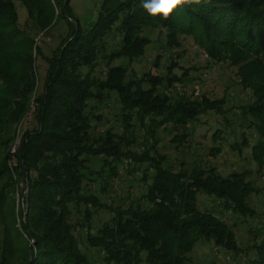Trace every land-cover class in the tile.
Here are the masks:
<instances>
[{
    "label": "trees",
    "instance_id": "trees-1",
    "mask_svg": "<svg viewBox=\"0 0 264 264\" xmlns=\"http://www.w3.org/2000/svg\"><path fill=\"white\" fill-rule=\"evenodd\" d=\"M68 1L0 0V264H191L186 254L198 242L242 251L220 214L255 215L248 203L253 187L244 172L224 177L213 168L175 172L150 156L155 141L145 144L140 154L124 151L135 142L133 119L152 137L167 125L171 130L185 127L205 109L223 113L224 98L202 95L200 101H191L159 91L187 76L185 70L180 76L172 73L176 67L172 60L163 76L148 72L126 76L127 65L144 55L151 42L142 34L144 29H163L165 50L179 47L180 36H190L209 59L235 67L239 83L251 91L253 100L241 107V114L257 132L251 155L262 166L264 0H200L176 7L167 17L150 12L145 5L152 0H101L94 23L83 28L68 15ZM15 2L26 9L25 27L38 33L31 35L20 27ZM56 20L63 21L67 31L44 57L39 44L43 40L34 39ZM113 34L118 42L108 51ZM36 53L47 62L37 95ZM117 59L127 63L113 64ZM100 63L105 72L98 77L93 70ZM83 67L88 71L82 73ZM33 93L35 126L24 133L15 163L10 164L16 124L28 111ZM108 93L119 100L122 133L107 129L94 136L91 121L101 120L94 113L95 103ZM172 141L182 143L184 134L176 133ZM240 145L247 141L231 147ZM123 158L145 165L138 169V180L145 181L152 170L150 183L135 202L112 207L93 192L86 193V181L116 177ZM19 183L23 187L17 191ZM99 189L104 191V186ZM16 191L26 208L16 205ZM200 192L217 200L220 209L199 210ZM100 208L110 211L111 217L95 232L87 231L85 241L97 254L92 259L79 247L72 218L78 214L81 224L90 228V218ZM257 234L260 239L248 247L254 253L248 264H264V220Z\"/></svg>",
    "mask_w": 264,
    "mask_h": 264
},
{
    "label": "rangeland",
    "instance_id": "rangeland-1",
    "mask_svg": "<svg viewBox=\"0 0 264 264\" xmlns=\"http://www.w3.org/2000/svg\"><path fill=\"white\" fill-rule=\"evenodd\" d=\"M100 1L69 0L68 15H71L81 28L91 25L95 21ZM15 6L18 14V24L20 27H25L26 9L20 2H15ZM25 28L30 31L31 35L37 32L29 26ZM66 31L65 23L56 20L54 25L46 33H43L45 39L39 44L44 57L51 55L61 38L65 36ZM142 34L149 37L151 42L146 47L144 55L134 59L127 65V79H131L133 76L138 77L144 72H148L150 76H163L167 72L166 66L170 60L175 61L176 67L172 70V73L180 76L185 70L187 72L186 78L182 81L173 82L170 87L160 88L159 91L164 92L167 96H185L191 101H200L202 95L211 100L224 98L223 113L205 109L185 127L171 130L167 125L164 129H156L152 137H150L145 127L140 126L133 119L135 122L133 131L135 142L125 148L124 151L128 150L140 154L146 148L145 144L150 145L155 141V149L150 152V156L160 159L162 165L175 172L180 169L189 171L193 167L213 168L218 175L223 177L231 172H244L246 179L250 181L253 187V192L248 197V203L254 209L255 215L253 217H243L227 211H221L220 214V218L232 229L237 245L242 251L234 253L215 247L211 243L198 242L186 256L191 264H248L254 257V253L248 247L260 239L257 229L261 220H264V164L262 166L258 165L251 155V148L258 135L253 127L248 126L249 117L241 114V107L253 100L251 91L241 86L235 67L229 65L228 62H214L209 59L190 36H180L179 47L165 50L163 47L165 42L163 29L146 28ZM117 42L118 35H111L108 42L109 49L107 50L109 51L110 47L117 45ZM159 54L161 57L158 65L154 66L153 61ZM44 57L39 56L38 53L35 54L37 75L35 95L42 88L47 66ZM112 63L125 64L127 61L117 59ZM80 71L85 73L88 68H80ZM104 72L105 69L102 63L93 70V73L98 77L103 76ZM32 99L34 102V93ZM89 103L91 104V101ZM95 105L94 113L100 114L101 120L91 121V125L94 127L91 133L95 136L103 134L107 129H112L121 134L120 103L116 94L108 93L107 98L96 102ZM34 126L35 121L33 120L31 129ZM176 133L184 134L182 143L172 141ZM15 135L10 147L14 143ZM243 139L247 141V145H240L239 149L231 147L232 144H240ZM216 149L219 151L214 152ZM144 166L136 165L131 158H123L122 162L116 167V177L104 181H86V193L93 192L100 202L112 207L135 202L140 194L145 191V186L150 183L151 169L146 172L145 181L138 180V177L141 176L139 170H142ZM93 168L97 169L98 166L95 165ZM102 186H104V191L99 189ZM22 187V183H19L17 191L21 190ZM17 191L15 192L16 205L20 208H26V203L22 201ZM219 206L217 200L201 192L197 194V208L199 210H218L220 209ZM110 217V211L100 208L93 213L89 221L90 228H88L87 224H81L82 220L78 214L73 215L74 236L80 249L88 253L92 259H95L97 254L96 250L88 246L85 241L87 231L95 232Z\"/></svg>",
    "mask_w": 264,
    "mask_h": 264
},
{
    "label": "built area",
    "instance_id": "built-area-1",
    "mask_svg": "<svg viewBox=\"0 0 264 264\" xmlns=\"http://www.w3.org/2000/svg\"><path fill=\"white\" fill-rule=\"evenodd\" d=\"M45 39L43 33H39L38 36L35 37V43H39L41 40ZM37 104L33 102V99L31 100V103L29 105V109L26 112V114L22 117L20 120L19 124L16 127V132H15V140L12 146L10 147V154L12 155V158L10 160V164L15 163V154L21 144L22 137L25 132L31 130L32 123L34 120V113L36 110Z\"/></svg>",
    "mask_w": 264,
    "mask_h": 264
},
{
    "label": "clouds",
    "instance_id": "clouds-1",
    "mask_svg": "<svg viewBox=\"0 0 264 264\" xmlns=\"http://www.w3.org/2000/svg\"><path fill=\"white\" fill-rule=\"evenodd\" d=\"M156 2V0H152L151 3L146 4L145 6L150 10L152 14H157V13H162L165 17H167L173 9H175L178 6L184 5V4H189V3H199L200 0H169L168 4L166 5L168 7V11H154L153 10V5Z\"/></svg>",
    "mask_w": 264,
    "mask_h": 264
},
{
    "label": "snow or ice",
    "instance_id": "snow-or-ice-1",
    "mask_svg": "<svg viewBox=\"0 0 264 264\" xmlns=\"http://www.w3.org/2000/svg\"><path fill=\"white\" fill-rule=\"evenodd\" d=\"M169 0H156V2L153 5L154 11H168V7L166 6L168 4Z\"/></svg>",
    "mask_w": 264,
    "mask_h": 264
},
{
    "label": "water",
    "instance_id": "water-1",
    "mask_svg": "<svg viewBox=\"0 0 264 264\" xmlns=\"http://www.w3.org/2000/svg\"><path fill=\"white\" fill-rule=\"evenodd\" d=\"M27 189H28V185H27V183H26V185H25V189H24V192H25V193L27 192Z\"/></svg>",
    "mask_w": 264,
    "mask_h": 264
}]
</instances>
